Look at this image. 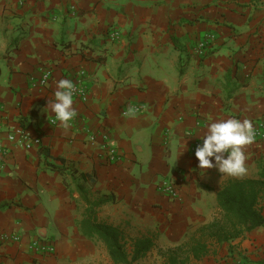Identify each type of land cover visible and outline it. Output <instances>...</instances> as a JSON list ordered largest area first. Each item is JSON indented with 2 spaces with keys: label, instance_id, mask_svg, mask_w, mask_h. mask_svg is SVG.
I'll return each mask as SVG.
<instances>
[{
  "label": "crops",
  "instance_id": "crops-1",
  "mask_svg": "<svg viewBox=\"0 0 264 264\" xmlns=\"http://www.w3.org/2000/svg\"><path fill=\"white\" fill-rule=\"evenodd\" d=\"M207 35L214 40L199 51ZM46 70L52 77L42 88ZM78 75L88 100L73 99L68 127L53 125L46 108L56 82ZM226 119L264 121V0H0V145L9 150L0 167V264H66L84 239L76 225L87 207L82 182L98 219L126 241L149 238L158 252L197 238L220 215L224 186L264 168V142L245 146L244 175L198 167L193 139ZM19 129L42 145L26 151L9 142ZM91 134L109 136L116 163ZM179 177V199L157 191ZM35 239L53 242L56 254L35 256ZM153 249L142 264L161 259ZM263 255L261 228L212 242L192 264Z\"/></svg>",
  "mask_w": 264,
  "mask_h": 264
},
{
  "label": "trees",
  "instance_id": "trees-1",
  "mask_svg": "<svg viewBox=\"0 0 264 264\" xmlns=\"http://www.w3.org/2000/svg\"><path fill=\"white\" fill-rule=\"evenodd\" d=\"M38 111L39 108H35L33 115ZM47 165L52 170H60L54 165ZM85 178V175L82 176L84 182ZM77 190L87 206L82 219L76 222L79 232L86 239L102 243L112 264H137L152 251L154 243L149 238L131 240L129 250L122 232L98 219V205L88 199L83 182L77 184ZM217 200L220 215L201 227L197 231V238L166 252L160 250L164 264H192L208 253L212 242L230 244L246 238L257 229H264V168L256 178L229 181L218 193Z\"/></svg>",
  "mask_w": 264,
  "mask_h": 264
},
{
  "label": "clouds",
  "instance_id": "clouds-1",
  "mask_svg": "<svg viewBox=\"0 0 264 264\" xmlns=\"http://www.w3.org/2000/svg\"><path fill=\"white\" fill-rule=\"evenodd\" d=\"M56 89L54 100L48 102L46 112L50 109L56 120L64 127H68L69 122L77 115L73 108V94L76 89L69 79L56 82ZM254 140L255 131L252 123L247 119L211 122L203 137L202 145L195 150L198 167L200 169L215 167L221 174L228 176L244 175L247 172L244 148Z\"/></svg>",
  "mask_w": 264,
  "mask_h": 264
},
{
  "label": "built area",
  "instance_id": "built-area-1",
  "mask_svg": "<svg viewBox=\"0 0 264 264\" xmlns=\"http://www.w3.org/2000/svg\"><path fill=\"white\" fill-rule=\"evenodd\" d=\"M109 37L112 41H117L120 38V32L118 30H113L110 32ZM214 40L213 35H207L206 40L200 42L197 45V49L202 50L208 47ZM80 75H83V72L80 73ZM52 77V71L46 70L43 76L40 78V81L38 83V86L44 88L48 84L49 80ZM73 84L76 89V91L73 94V99H78L82 102H86L88 100L89 95V89L84 86L80 80V76H76L73 79ZM141 106H133V111H139ZM127 110L124 111V115H127ZM51 123L53 125H58L59 121L56 120V118H52ZM253 129L255 131V140L254 142H264V121L263 120H256L253 123ZM11 137V139H9ZM101 138L102 143L100 144L101 149L107 153V158L109 162L116 163L119 160V155L117 153L116 148L114 145L110 142V138L108 135L103 134L101 136H98L97 134H91L89 136L91 143H96L98 139ZM8 141L17 144L18 146L22 147L26 151H30L36 148H39L42 145L41 138L34 137L30 135L27 131L24 129L17 130L16 133H13L9 135ZM253 142V143H254ZM203 140L200 138H194L192 141V152L195 155V150L199 145H202ZM9 154V150L6 147H3L0 145V167L4 165V162L6 161ZM182 183V177H179L178 179H164L161 180L157 185V191L165 196H167L170 199L177 200L179 199V184ZM4 237L8 240H11L14 243H20L21 238L17 234H11L9 236L4 234ZM30 251L33 252L35 256H39L41 258L50 257L56 254L57 248L56 245L47 240H41V239H35L29 246ZM229 264H249L248 262L241 260L239 258L234 259Z\"/></svg>",
  "mask_w": 264,
  "mask_h": 264
},
{
  "label": "rangeland",
  "instance_id": "rangeland-1",
  "mask_svg": "<svg viewBox=\"0 0 264 264\" xmlns=\"http://www.w3.org/2000/svg\"><path fill=\"white\" fill-rule=\"evenodd\" d=\"M83 203V202H82ZM84 204L81 208V210L85 211ZM262 210L264 213V203H262ZM82 218L78 219L80 221ZM83 237V236H82ZM84 238V237H83ZM77 245L75 244L74 246L71 247L69 256L70 260L66 264H112L108 253L102 243H100L97 240L93 239H81L79 238ZM81 241V243H80ZM189 242V241H188ZM128 243V249H131V240L127 241ZM154 252L156 253L157 250L153 249ZM160 250L163 252H166L169 249H159L158 250V255L161 257V259H157L154 261V255L150 258L151 263L149 260H146V263L143 264H158V262L163 261V257L160 255ZM235 259V258H234ZM237 259V258H236ZM242 260V258H239ZM244 261L248 262L249 264H264V255L259 257H256V260H249L248 258L243 259ZM144 262V260H142ZM142 261H139L137 264H142Z\"/></svg>",
  "mask_w": 264,
  "mask_h": 264
}]
</instances>
